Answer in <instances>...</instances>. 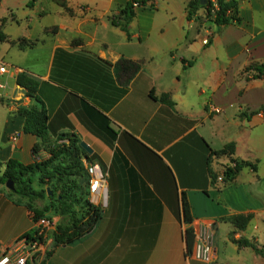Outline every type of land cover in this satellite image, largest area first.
Segmentation results:
<instances>
[{"label": "crops", "instance_id": "0c3cea01", "mask_svg": "<svg viewBox=\"0 0 264 264\" xmlns=\"http://www.w3.org/2000/svg\"><path fill=\"white\" fill-rule=\"evenodd\" d=\"M29 1L0 2V163L3 170L9 160L27 166L49 158L23 131L19 111L37 105L16 84L26 74L38 83L50 140L77 136L92 150L89 163L107 174L101 196L89 195L101 219L72 246L78 255L84 249L72 264H264V77L250 69L264 65V0H233L237 21L228 25H216L205 8L187 19L191 0H149L134 9L127 33L112 19L129 0ZM121 58L141 62L126 85L114 72ZM163 94L173 106L160 102ZM230 143L233 154L210 157ZM231 160L256 170L244 167L226 180ZM235 215L251 216L244 231L227 221ZM51 220L55 231L61 218ZM33 228L25 203L0 187V248ZM186 230L213 234L211 263L186 255ZM230 237L252 242L263 256ZM93 240L99 255L88 249ZM118 248L126 254L114 256ZM145 248H167V256L127 259Z\"/></svg>", "mask_w": 264, "mask_h": 264}, {"label": "trees", "instance_id": "16d2710c", "mask_svg": "<svg viewBox=\"0 0 264 264\" xmlns=\"http://www.w3.org/2000/svg\"><path fill=\"white\" fill-rule=\"evenodd\" d=\"M34 0H30L31 6ZM149 0H129L126 6L120 11L118 18L112 19V24L118 26L127 33V25L134 17L136 7H144ZM1 2V0H0ZM205 8L207 17H213L216 25H228L232 21H237V6L233 0H215L212 3L206 0L204 6H200L199 0H191L187 5V19H191L195 12ZM3 22V21H2ZM5 37L0 33V41ZM141 62H135L121 58L114 64V72L119 83L126 85L140 71ZM256 74L254 78L264 77V65L250 67ZM16 84L26 91V94L34 98L36 106L19 111L24 118L23 131L31 134L40 140L41 145L47 150L49 158L32 165H22L16 161L9 160L4 164L0 163V186H4L6 181H11L14 190H6L8 197L15 203H25L32 214V221L46 217L51 220V215L61 218V223L56 226L53 234L52 249L45 253L41 262H37L36 256L27 260L25 264H42L48 255L57 247L72 246L84 241L95 230L97 223L101 219L102 210L94 206L89 200L88 177L83 167L82 160L85 158L89 162V156L80 147V140L73 134H61L56 141H51L48 134V115L37 98L38 83L26 74L16 77ZM151 94V93H150ZM160 102L173 106L167 94L160 97ZM66 140L67 143H58ZM37 153V146L33 149ZM234 153V144H227L222 150L210 153L212 155H231ZM231 165L226 168L224 178L231 180L244 167H251L256 170L254 164L248 162L230 161ZM209 164V159H208ZM210 176L213 178L210 171ZM4 190V189H3ZM45 201L46 205L38 211L32 206L34 201ZM183 217L189 221L188 206L183 205ZM251 219L250 215H235L227 219L235 230L244 231ZM24 237L29 241L38 240L44 243L38 230L33 228ZM186 243V255L192 251L194 236L191 230L183 233ZM230 241L238 248H251L256 253L263 256L254 244L248 240H236L230 237Z\"/></svg>", "mask_w": 264, "mask_h": 264}, {"label": "built area", "instance_id": "2783aa9c", "mask_svg": "<svg viewBox=\"0 0 264 264\" xmlns=\"http://www.w3.org/2000/svg\"><path fill=\"white\" fill-rule=\"evenodd\" d=\"M212 3L215 0H210ZM5 73L4 66H0V100L3 98L2 90L4 84L2 76ZM259 116H263L262 112H258ZM16 140L15 137L12 138ZM83 167L88 177V192L92 197L101 196L106 188L107 174L97 163H87L83 161ZM34 228L38 230V236H41L43 241L46 239L48 231L53 228L52 220L43 217L34 223ZM213 234L211 232L201 231L194 236V245L189 256L197 261L204 263H211L214 259ZM44 243L40 241H29L25 237L17 240L12 246L1 249L0 248V264H25L27 260L37 256L42 250Z\"/></svg>", "mask_w": 264, "mask_h": 264}, {"label": "rangeland", "instance_id": "374dc122", "mask_svg": "<svg viewBox=\"0 0 264 264\" xmlns=\"http://www.w3.org/2000/svg\"><path fill=\"white\" fill-rule=\"evenodd\" d=\"M2 189L7 190L4 186H0ZM46 203L45 201H34L32 206L34 207V209L41 211L44 207H45ZM32 215V214H31ZM55 231L51 230L48 231L47 235H46V239L44 240V244H43V248L42 250L39 252V254H37L36 256V260L37 262H41L45 256V253L50 251L53 247L52 242H53V234ZM221 232H223V230H221ZM194 236V235H193ZM223 236H220V239H222ZM83 242V241H82ZM96 240H93L92 242L89 243V247L88 249H92L95 250V248H97L98 251L97 255L100 254V250H99V246L97 245ZM79 244V243H78ZM77 245V244H76ZM194 245V240L192 243V247ZM74 246V245H72ZM72 246L69 247H61V248H55L49 255L48 257L44 260V262L42 264H72V262H74L77 259H79L80 257H82L84 254V249L82 250V253L80 255L78 250H73ZM213 246H214V237H213ZM153 248H145L141 253L139 254H127L126 256L128 260H134V259H141L144 262L150 261V260H156L158 262L162 261L164 258H166L167 254L165 253L167 251V248L163 251H156L152 250ZM129 250V249H128ZM135 251V250H133ZM127 252L126 248H118L114 251L113 255L114 256H118L120 257V255H125ZM227 256H231V252H229V250H226ZM184 263L183 259H182V264ZM250 263V262H249Z\"/></svg>", "mask_w": 264, "mask_h": 264}, {"label": "water", "instance_id": "95a60500", "mask_svg": "<svg viewBox=\"0 0 264 264\" xmlns=\"http://www.w3.org/2000/svg\"><path fill=\"white\" fill-rule=\"evenodd\" d=\"M200 6H204L206 4V0H199ZM80 147L85 151L87 155H90L92 153V150L86 145L84 142L80 143ZM5 188L7 190H14V185L11 181H6Z\"/></svg>", "mask_w": 264, "mask_h": 264}]
</instances>
